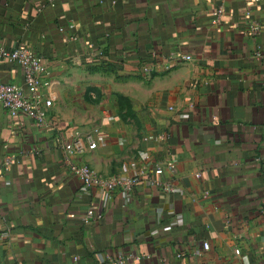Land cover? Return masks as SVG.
Wrapping results in <instances>:
<instances>
[{"label": "crops", "instance_id": "crops-1", "mask_svg": "<svg viewBox=\"0 0 264 264\" xmlns=\"http://www.w3.org/2000/svg\"><path fill=\"white\" fill-rule=\"evenodd\" d=\"M18 45L47 66L52 106L38 126L0 105V264H264V0H0V46ZM0 82L24 86L21 67L0 59ZM94 126L72 159L139 174L129 193L78 192L63 145ZM167 159L174 192L144 181Z\"/></svg>", "mask_w": 264, "mask_h": 264}, {"label": "built area", "instance_id": "built-area-1", "mask_svg": "<svg viewBox=\"0 0 264 264\" xmlns=\"http://www.w3.org/2000/svg\"><path fill=\"white\" fill-rule=\"evenodd\" d=\"M222 10L218 8L213 14V23H216L221 15ZM245 25L249 32L253 35L258 34L262 30V23L250 17L248 12L245 13ZM256 58H261V50L257 49L254 53ZM182 61L191 59L189 55L180 57ZM0 59L8 63H16L23 72V85L15 83L0 82V105L12 117L18 114L28 116L36 125H42L47 117L48 109L52 106V99L45 94V89L50 86V75L47 66L43 64L38 56L35 55L28 47L18 45L14 48L0 46ZM264 75V74H263ZM105 134L100 126H94L90 130L83 133H77L73 139L63 145L64 162L69 171L73 173L79 180L80 186L78 192L82 195H90L93 188H98L105 199L111 198L114 191L119 190L122 194L129 193L137 183L139 174L132 175H115L103 177L99 175L91 166L85 163L75 162L72 158L93 151L99 140L104 138ZM12 155L5 156L0 162V182L3 175L10 169L14 162ZM146 163L150 162L149 156H144ZM175 163L172 160H165L153 167V173L144 179L149 186L160 187L163 190L174 192L175 186L170 182H164L160 176L164 170H168L171 174L175 172ZM199 176V174H196ZM206 193V192H205ZM102 215L93 208H88L81 220L87 224L90 220H99ZM203 250L209 249V243L201 244ZM235 254L239 253L236 248ZM180 257L181 254L176 255ZM140 259L141 256L129 255L123 257L118 255L111 257L106 264H124L125 259Z\"/></svg>", "mask_w": 264, "mask_h": 264}, {"label": "rangeland", "instance_id": "rangeland-1", "mask_svg": "<svg viewBox=\"0 0 264 264\" xmlns=\"http://www.w3.org/2000/svg\"><path fill=\"white\" fill-rule=\"evenodd\" d=\"M95 94H96V93H95ZM94 97H95V98L91 100V105H92V107H93V108H92L93 111L96 113V112H99L98 109H97L98 106H99V105H98V103H99V96H98V95H94Z\"/></svg>", "mask_w": 264, "mask_h": 264}]
</instances>
